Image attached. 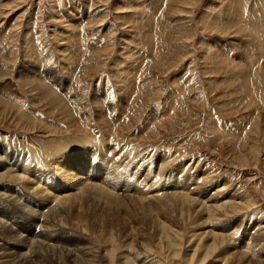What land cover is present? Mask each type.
Here are the masks:
<instances>
[{
    "label": "rangeland",
    "instance_id": "rangeland-1",
    "mask_svg": "<svg viewBox=\"0 0 264 264\" xmlns=\"http://www.w3.org/2000/svg\"><path fill=\"white\" fill-rule=\"evenodd\" d=\"M0 194V264H264V0H0Z\"/></svg>",
    "mask_w": 264,
    "mask_h": 264
},
{
    "label": "bare ground",
    "instance_id": "bare-ground-1",
    "mask_svg": "<svg viewBox=\"0 0 264 264\" xmlns=\"http://www.w3.org/2000/svg\"><path fill=\"white\" fill-rule=\"evenodd\" d=\"M75 109V108H74ZM93 111V110H92ZM97 113V112H96ZM95 113V114H96ZM100 114V113H99ZM87 115V114H86ZM97 115V114H96ZM95 115V116H96ZM101 115V114H100ZM96 118V117H95ZM91 119V118H90ZM99 119H100V117H99ZM103 119V118H102ZM85 120V119H84ZM84 120H82V118H81V122L82 121H84ZM98 120V119H97ZM80 121V120H79ZM95 121H96V119H95ZM73 124V123H72ZM81 124V123H80ZM100 124H101V122H100ZM112 125V124H111ZM110 126V125H109ZM111 127V126H110ZM100 128V127H99ZM112 129V128H111ZM100 135V134H99ZM90 139V138H89ZM93 139H91V141H92ZM96 141H98V140H96ZM90 143V142H89ZM88 144V143H87ZM84 145V144H83ZM77 146V145H76ZM112 146H114V145H112ZM69 147V146H68ZM98 148V150H99V155L97 156V160H98V162H99V164H102L103 165V163H104V161H105V157L107 158L108 156H109V154L108 155H105V152L101 149V147L100 146H95V145H93V143H92V146H88V145H86L85 144V154H86V156H93L94 157V159L96 158L95 157V154L92 152V148ZM75 148V147H74ZM79 148V147H78ZM75 148V149H73V150H71L70 151V149H68V151H66L67 152V154H68V156H69V159H68V161H67V166L69 167L68 169H67V171H69L72 167L71 166H75V168H78V169H80V170H86L87 168H88V166H89V162L88 161H85L86 160V158H83V159H80V158H78L77 156L78 155H76V154H78V151H81V149L83 148V147H81V148ZM106 148H107V146H106ZM108 151H109V149H107ZM76 152V153H75ZM55 155V154H54ZM111 155V154H110ZM22 158H23V156H22ZM32 158V157H31ZM78 158V160H76ZM19 159H20V157H19ZM38 159V158H37ZM51 159V158H50ZM22 160V159H21ZM28 160H30V159H28ZM96 159H95V161H94V165H95V163H96V161H97ZM26 161V160H25ZM35 161V160H34ZM41 161V160H40ZM31 162V161H30ZM132 162V161H131ZM161 162V161H160ZM18 163H20V162H18ZM41 163H42V161H41ZM162 163H164V162H162ZM3 164V163H2ZM17 164V163H16ZM25 164H27V161H26V163H24L23 165H16V169H19L20 171H21V173L19 174V173H17V174H11V176H12V178H14L13 180H15V179H17V180H21V179H25V178H31V176H33V178H35V174L33 173H31L30 171L28 172V170H29V167H27ZM28 164H29V162H28ZM34 164V163H33ZM161 164V163H160ZM15 165V164H14ZM187 166V165H186ZM91 167H93V163H91ZM182 167V166H181ZM185 167V166H184ZM184 167H182V168H184ZM2 168V167H1ZM172 168V167H171ZM10 169V168H9ZM9 169H7V170H9ZM34 169H35V166H34ZM180 169V168H179ZM13 170V169H12ZM11 170V171H12ZM33 170V169H32ZM74 170V169H73ZM77 170V169H76ZM91 170V169H90ZM159 170V169H158ZM26 171L28 172V173H26ZM92 171V170H91ZM6 172V171H5ZM18 172V171H17ZM34 172V171H33ZM74 172H75V174H78L75 170H74ZM158 173H159V171H157ZM157 172H155V173H157ZM180 172V171H179ZM14 173V172H13ZM51 173V172H50ZM55 173V172H54ZM171 174H169L168 175V177L167 178H164L163 177V179L161 180V183L159 184L160 186H167V185H171V184H173L172 182H171V180H173V178H175L174 176H173V173L174 172H170ZM177 173V172H176ZM26 174H28V175H26ZM104 174V172H102L100 175H99V181H97L95 184H94V191H96V193H98L99 195H112V191L113 190H111L110 189V187H107L105 184H103L102 185V183H106L105 181H106V179H105V176L103 175ZM5 175V174H4ZM147 175V174H146ZM160 175L161 174H159L158 176L160 177ZM8 176V175H7ZM21 176H23V177H21ZM133 177H134V174L132 175ZM131 176V177H132ZM186 176V175H185ZM36 177L38 178V180L40 179L41 180V178H40V176H38V175H36ZM83 177V179H82V183H88L89 181H87L88 180V176L87 175H83L82 176ZM177 177H178V175H177ZM191 177V176H190ZM204 178L203 179H206L207 180V178H208V175L207 176H203ZM128 178H130V177H128ZM188 178H189V176H188ZM110 179V178H109ZM109 179H107L108 181H112V179L113 178H111L110 180ZM137 179H138V177H137ZM151 179V178H150ZM183 179H185V178H183ZM34 180V179H33ZM42 180H43V178H42ZM53 178H52V182H53ZM98 180V179H97ZM101 180V181H100ZM201 180V179H200ZM206 180H203L202 181V183L203 182H205ZM16 181V180H15ZM19 181H18V183H19ZM31 181V180H30ZM60 181V180H59ZM87 181V182H86ZM91 181V180H90ZM138 181V180H137ZM175 181V183L177 184L178 182H179V180H178V178L177 179H175L174 180ZM21 182V181H20ZM45 182V181H44ZM54 182H56V180H54ZM143 182V181H142ZM141 182V183H142ZM182 182V181H181ZM30 183V182H29ZM144 184H145V182H143ZM186 183H187V181H186ZM20 184V183H19ZM21 184H23L22 182H21ZM20 184V185H21ZM36 184H39V182L37 183L36 182ZM63 184V183H62ZM62 184H60L59 183V185H61V186H63ZM182 184V183H181ZM184 184V183H183ZM205 184V183H204ZM203 184V185H204ZM32 185V184H31ZM33 185H35V182H34V184ZM174 185V184H173ZM178 185V184H177ZM186 185V184H185ZM199 185V184H198ZM206 185V184H205ZM28 186V185H27ZM26 186V187H27ZM30 186V185H29ZM154 186V185H153ZM157 186H158V183H157ZM188 186V185H187ZM40 187V188H39ZM45 187H47V188H49L50 190L52 189V187H51V185L49 184H45ZM60 188V187H59ZM77 188H79V187H77ZM113 188V187H112ZM27 189H30V187L29 188H27ZM31 189H32V194H36V196L37 195H39L40 197H42V199H46L45 197H50V196H48L45 192H48V189H46V188H44V189H42L41 188V185L39 184V186H37V187H35V188H32L31 187ZM82 189V188H81ZM81 189L79 190V191H81ZM88 189V188H87ZM86 189V190H87ZM143 189V188H142ZM212 189H214V188H212ZM16 190V189H15ZM86 190H85V188L83 189V191H82V194L84 193V192H86ZM167 190V189H166ZM188 190V189H187ZM194 190H195V188H194ZM53 193H54V195H53V198H52V200H54V201H56V203L57 204H60V202H61V200H62V202H66V200H67V205L69 206V208H72L73 206L71 205V203H69V200H71V199H76L77 200V206H78V208H77V210H76V212L78 213L79 212V210L81 209V202H80V199H79V197H78V195H76V193L75 194H71V195H68L67 193H65V195H61V193L59 192V191H57V189H52L51 190ZM77 191V190H76ZM106 191H108V192H111V193H107ZM144 191V190H143ZM160 191V190H159ZM159 191H157V192H159ZM183 191V190H182ZM190 191V190H189ZM188 191V192H189ZM191 191H192V189H191ZM220 190H219V188H217V189H215L214 191H212L213 193L212 194H218V192H219ZM187 192V194L185 195V196H183L182 197V199L179 201L180 202V204L182 205V204H186L187 202H189V203H194V201H193V199H192V197L191 196H188L189 195V193ZM195 192V191H194ZM3 193V192H2ZM71 193V192H70ZM113 193H114V191H113ZM139 193V192H138ZM146 193H148V192H146ZM144 194L145 196H147V194ZM182 192H178V191H174V195L175 196H177L178 194H181ZM196 193V192H195ZM64 194V193H63ZM1 195V194H0ZM81 195V194H80ZM92 195V194H91ZM153 195V194H152ZM151 195V196H152ZM161 195V194H160ZM162 195H164V193L162 194ZM143 196V195H142ZM144 197V196H143ZM162 197H165V198H167V200L168 199H172V198H175V197H172V196H169V197H167V196H162ZM144 199V198H143ZM175 199H178V198H175ZM51 200V199H50ZM231 202V201H230ZM65 204V203H64ZM178 204V203H177ZM179 204V205H180ZM188 204V203H187ZM203 204H205V203H202L201 205H203ZM191 205V204H190ZM206 206V205H205ZM57 207V206H56ZM52 209V208H51ZM229 209H232V210H234L235 212H236V210H238V212L239 211H241L242 210V207H241V204L240 203H238V202H234L233 204H231L230 203V205H229ZM56 210L57 209H55L54 211L56 212ZM188 210V209H187ZM189 211V210H188ZM227 211V210H226ZM55 212H54V215H55ZM66 212V211H65ZM72 212V213H71ZM75 211L73 212V211H69V213L68 214H70L69 215V217L70 218H72L73 220L75 219L76 221H77V224H79V221L82 219V213H81V215H80V217L79 216H77V213H76ZM52 213V212H51ZM67 213V212H66ZM228 213V212H227ZM62 215V214H61ZM79 215V214H78ZM83 215L85 216V217H87V215L86 214H84L83 213ZM66 217V216H65ZM68 217V216H67ZM84 217V218H85ZM58 219H59V221H58ZM56 221H57V224H63V223H65V220H64V216H60L59 218H58ZM86 219V218H85ZM84 219V220H85ZM31 220V219H30ZM30 220H27V221H23V223H24V226H26V225H29L30 224ZM34 220V219H33ZM87 220V219H86ZM55 221V220H54ZM89 221V220H88ZM67 222V221H66ZM45 223H46V226L47 227H49V229L51 230V229H53V224H55L54 222H50V220L48 221V219L45 221ZM56 224V225H57ZM67 224H68V222H67ZM56 225H55V227H56ZM93 225V224H92ZM84 229V228H83ZM173 232V231H172ZM234 233V232H233ZM228 236V235H227ZM241 236V235H240ZM216 237V236H215ZM214 237V238H215ZM256 239V238H255ZM220 241V240H219ZM255 243V242H254ZM257 244V243H256ZM247 245H249V244H247ZM253 245H255V244H253ZM252 245V246H253ZM211 246V245H210ZM233 246V245H232ZM250 246V245H249ZM218 247V246H217ZM247 247V246H246ZM249 248H251V247H249ZM255 248V247H254ZM240 252V251H239ZM246 252H248V251H246ZM207 253V252H206ZM194 254V253H193ZM242 254V253H241ZM194 257V256H193ZM203 258V257H202Z\"/></svg>",
    "mask_w": 264,
    "mask_h": 264
}]
</instances>
